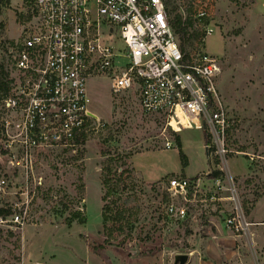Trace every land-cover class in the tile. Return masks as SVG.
Segmentation results:
<instances>
[{
    "label": "rangeland",
    "instance_id": "374dc122",
    "mask_svg": "<svg viewBox=\"0 0 264 264\" xmlns=\"http://www.w3.org/2000/svg\"><path fill=\"white\" fill-rule=\"evenodd\" d=\"M167 5L172 14L190 20V50L220 62L217 85L228 117L223 141L228 152L207 155L203 132L196 128L168 129L173 145L163 148L164 121L142 111L136 89L114 95L107 75L92 77L89 108L99 122L91 124L74 152L44 151L34 155L31 173L13 171L6 165L0 131V177L8 192L0 206L11 209L0 219V264H173L176 254L189 249L200 253L196 264H264V0H168ZM201 9L208 16L198 21ZM208 24L213 32L205 34ZM23 25L14 0H0V71L8 76L12 58L6 47L19 39ZM179 149L186 156L184 167ZM108 157L113 159L109 186L124 171L119 186L125 189L103 199L101 167ZM213 168L221 171L224 187L230 180L236 185L253 224L248 239L224 229L227 200L198 204L196 215L183 223L164 214L162 187L168 178ZM113 200L126 208L124 228L108 236L102 210ZM73 211L84 220L71 219Z\"/></svg>",
    "mask_w": 264,
    "mask_h": 264
},
{
    "label": "built area",
    "instance_id": "2783aa9c",
    "mask_svg": "<svg viewBox=\"0 0 264 264\" xmlns=\"http://www.w3.org/2000/svg\"><path fill=\"white\" fill-rule=\"evenodd\" d=\"M167 2L14 0L24 25L19 39L6 47L12 74L0 71L1 148L9 169L31 173L34 155L75 151L91 124L99 122L87 92L88 80L99 75L108 76L114 95L135 88L142 111L163 119V148L173 145L168 129L196 128L207 136V155L228 152L223 143L228 117L217 85L220 62L205 52L193 53L189 46L181 50ZM207 16L201 9L195 18ZM211 32L213 27L206 25L205 34ZM209 172L168 178L162 187L165 216L183 223L196 215L198 204L227 200L231 207L224 229L248 239L253 224L244 215L236 185L230 180L224 187L221 176L210 177ZM32 179L40 184V177ZM6 187L1 176L0 200ZM223 189L229 194L217 195ZM18 217L13 214L14 221ZM179 254L186 256L184 264L200 261L196 249Z\"/></svg>",
    "mask_w": 264,
    "mask_h": 264
},
{
    "label": "trees",
    "instance_id": "16d2710c",
    "mask_svg": "<svg viewBox=\"0 0 264 264\" xmlns=\"http://www.w3.org/2000/svg\"><path fill=\"white\" fill-rule=\"evenodd\" d=\"M167 10V14L169 17V23L171 25V27L173 28L176 36H177V40H178V44L181 48L182 51H186V46H190L189 44V38H190V32L188 31L189 28V24H190V20L187 19H183L182 15H180L179 13H173V9H169L168 5L166 7ZM196 36H198V34H196ZM1 73V72H0ZM203 139L204 142H207V136L203 135ZM85 140V136H82V141L81 143ZM109 153L103 152V155H108ZM179 158L181 161V165L182 167H184L187 164L186 161V156L183 153V151L181 149H179ZM109 159H107L106 163L102 164L101 167V171L103 172V176L104 179H102V185L103 187L106 188L105 193L103 195V199L107 198L110 194H118L120 193V191H124L125 187L124 186H119V182H120V176L123 174L124 171H122L121 173H119L117 176L118 178L115 179V184L109 186V182L111 181V179H107L111 172H112V168L108 165L109 163H111V161L113 160L111 157H108ZM220 173L219 170H210L209 172V176L210 177H215ZM115 173H113L112 178H115L116 175H114ZM165 195H164V199H165ZM113 207H115V213L114 215H107L112 214V209ZM126 212V208H124V205H116V201H111L109 204H106L103 206V210H102V222H103V227L104 229H106V232L108 234V236H111L112 232L117 230V231H122V229L124 228V223L123 220L125 219L124 217V213ZM11 214V209L9 206H0V218L1 217H7L8 215ZM77 218V220L79 222H82L84 220V217H82L79 213V211H73L72 215H71V219ZM107 221H110V225H107ZM103 244L101 243L99 246H102Z\"/></svg>",
    "mask_w": 264,
    "mask_h": 264
},
{
    "label": "water",
    "instance_id": "95a60500",
    "mask_svg": "<svg viewBox=\"0 0 264 264\" xmlns=\"http://www.w3.org/2000/svg\"><path fill=\"white\" fill-rule=\"evenodd\" d=\"M186 261V256L184 254H176L174 256L173 264H184Z\"/></svg>",
    "mask_w": 264,
    "mask_h": 264
}]
</instances>
